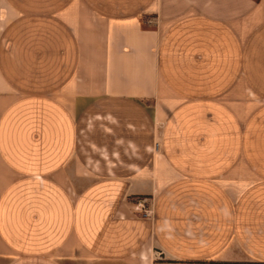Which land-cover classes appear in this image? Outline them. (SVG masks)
<instances>
[{"label": "crops", "instance_id": "1", "mask_svg": "<svg viewBox=\"0 0 264 264\" xmlns=\"http://www.w3.org/2000/svg\"><path fill=\"white\" fill-rule=\"evenodd\" d=\"M0 264H264V0H0Z\"/></svg>", "mask_w": 264, "mask_h": 264}, {"label": "built area", "instance_id": "2", "mask_svg": "<svg viewBox=\"0 0 264 264\" xmlns=\"http://www.w3.org/2000/svg\"><path fill=\"white\" fill-rule=\"evenodd\" d=\"M139 204L142 205V210L145 215L150 214V210L142 203V201H140Z\"/></svg>", "mask_w": 264, "mask_h": 264}, {"label": "rangeland", "instance_id": "3", "mask_svg": "<svg viewBox=\"0 0 264 264\" xmlns=\"http://www.w3.org/2000/svg\"><path fill=\"white\" fill-rule=\"evenodd\" d=\"M142 212H143V210H142Z\"/></svg>", "mask_w": 264, "mask_h": 264}]
</instances>
